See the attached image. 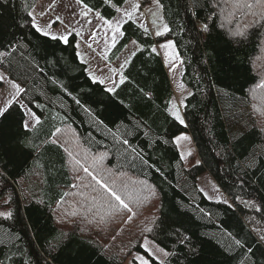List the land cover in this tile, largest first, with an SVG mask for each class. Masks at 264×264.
<instances>
[{"label": "trees", "instance_id": "trees-1", "mask_svg": "<svg viewBox=\"0 0 264 264\" xmlns=\"http://www.w3.org/2000/svg\"><path fill=\"white\" fill-rule=\"evenodd\" d=\"M38 1L0 0V51L9 45L16 49L0 58V69L26 89L23 103L41 118L40 125L25 131L22 110L13 102L0 117V213L11 214L0 215V264H124L134 252L145 255L144 238L169 252L164 264H241L252 253L257 264H264L258 239L264 234V210H255L264 209V110L257 107L264 92L256 89L264 79V40L237 43L212 20L210 32H203L200 26L215 0H160L170 31L158 37L132 20L121 25L106 59L114 62L130 41L139 49L122 70L125 82L110 96L104 84L88 75L75 34L64 43L36 31L29 13ZM124 2L82 0L107 20L116 15L113 6ZM161 38L173 43L182 63L181 83L191 92L181 108L183 124L169 111L173 90L168 69L153 51ZM238 100L248 105L249 125L234 128L229 116ZM93 117L113 132L125 125L134 129L128 139L148 161L130 168L120 152L109 156L113 168L157 192L141 193L130 223L123 214L104 220L87 216L77 203L80 196L66 219L55 214L73 177L67 154L50 134L67 127L85 148L95 150L99 142L111 147L112 137ZM182 133L191 137L196 151L186 161L176 144ZM203 173L212 177L227 204L208 199L198 188ZM228 233L242 240L245 249L226 250ZM184 236L189 239L182 243Z\"/></svg>", "mask_w": 264, "mask_h": 264}, {"label": "snow or ice", "instance_id": "snow-or-ice-1", "mask_svg": "<svg viewBox=\"0 0 264 264\" xmlns=\"http://www.w3.org/2000/svg\"><path fill=\"white\" fill-rule=\"evenodd\" d=\"M77 2L82 3V0H77ZM108 2L109 0H105V3ZM153 2L159 7L160 0H153ZM4 3H7V0H4ZM140 7L141 5L139 3H135L131 11H124V18L131 20L133 14L138 11ZM216 9H219V11H216ZM90 12H92V9L88 8L83 15L86 17ZM29 15L33 16V27L37 32H40L44 36H50L52 40H62L64 43L68 42V37L66 35H51L35 23L33 13H29ZM153 15H156V13H153ZM95 17L98 21H102L103 24L111 29L113 33L112 46H115L116 33L120 32V22L105 20L99 13H95ZM208 20H212L213 24H216V26L223 30L226 36L237 43L253 37L264 40V0H215L214 6L210 8V16L200 26L201 30L205 33L211 30ZM88 23L91 24V21H88ZM155 23L156 21L153 20V24ZM161 27L163 31L158 29L155 33L157 36H161L170 31L167 24H162ZM144 31L148 32L149 29L145 27ZM92 39L95 40V36H93ZM88 47L91 48L92 45L89 44ZM163 47L169 49L172 48L173 45L168 43ZM9 49L11 50L9 51ZM15 51L16 49L9 45L8 48L0 51V58H7ZM153 51H156V49L154 48ZM0 63H3V59H0ZM128 63L129 61L125 59L118 67L110 69V72L114 74V76L108 77L111 86L105 84L103 80H97L94 75L90 78L97 84H105L103 90L110 96H114L117 85L125 82L126 77L121 69ZM3 80L4 76L0 75V82ZM53 83L56 84L58 82L54 80ZM14 87L16 93L21 94L16 96L13 104L18 105L22 110V128L25 131L35 129L40 125L41 118L28 105L23 103V95L26 94V89L15 82ZM61 87L64 86L61 85ZM256 89L264 92V79H261L257 83ZM253 91L255 92V90ZM65 92L71 95L66 88ZM261 99L264 100V96H262ZM75 103L79 105L81 102L79 99H76ZM10 107L11 105L0 107V117L4 116V114L9 111ZM173 108L175 109L173 113L174 118L183 124L184 121L181 118L178 107L173 105ZM85 111L92 115V110L90 108H86ZM93 118L96 126L100 128L102 132L106 129L107 135L112 137L114 143L111 147L104 142H99L95 145V150L93 147L85 148L74 133L68 135L62 132L60 128H56L55 131L50 134L52 143L62 146L67 154L68 162L74 177L71 187L80 190L74 193V195H78L82 198L77 201V203L80 208L83 209L84 213H86L87 216H100L101 220H104L105 217L115 219L123 214L125 222L130 223L135 216L133 206L140 202L141 193L146 190L150 196H156L157 192L155 188L148 187L144 181L133 179L127 172L123 171L122 168H113L109 156L113 150L120 152L121 158L130 168H135L138 163L147 164L148 161L145 160L140 150L132 146V142L128 139L129 136L133 135L134 129L129 130L125 125L123 127H117V130L113 132L111 128H107L103 120L95 119V117ZM105 139H107V136H105ZM181 139H187V137H181ZM106 161L108 162L106 163ZM64 195L67 196V193ZM209 198L211 199V197ZM63 202L64 201H60V203ZM222 202L225 204L228 203L227 200H223ZM244 203L247 207L255 208L254 203L251 201H245ZM231 206L232 205L229 204V207ZM255 210L262 211L264 209L256 208ZM101 212H103V215H101ZM0 215H5V218H7L11 214L0 213ZM73 215H75V213H73ZM147 230L151 231V229ZM227 235L231 237V239L226 245V250L232 251L235 248L245 249V243L242 240L232 236L231 233ZM188 239L187 236H184L181 242L183 243ZM258 239L260 243L264 245V234H260ZM144 251V256L133 258V264H154L156 260H160V264H164L162 258L169 256V252L160 247H156L155 250H153L145 245ZM246 252L252 253L251 247H248ZM253 256L254 253L248 256L246 261H242L241 264H257Z\"/></svg>", "mask_w": 264, "mask_h": 264}, {"label": "rangeland", "instance_id": "rangeland-1", "mask_svg": "<svg viewBox=\"0 0 264 264\" xmlns=\"http://www.w3.org/2000/svg\"><path fill=\"white\" fill-rule=\"evenodd\" d=\"M130 1L125 6L119 8L117 15L113 19L108 20V21L110 22L119 21L121 24V22H123L124 20H128L124 18L123 16L124 11L125 10L131 11L132 6L135 3H139L141 7L138 11H136L133 14L131 20L137 23L143 29L147 27L149 29V32L153 36H157L155 33L158 29L160 31H163L161 25L165 24V22L162 18L160 4L158 7L153 2V0H133V2L132 1L130 2ZM64 9H65V12L62 13L61 17L62 18L65 17L66 21L68 22L67 23L61 22L60 28L58 27V29H56L54 25V21L49 19L46 22H43L44 31L49 32L51 35H57V36H63L67 34L66 32L67 26L73 24L69 21L73 20L74 18L71 17V15H69L68 8L64 7ZM153 13H156V15H153ZM153 20L156 21L155 24H153ZM38 24L42 25L41 22ZM92 25H94L95 27L89 28V30L87 31H86V28L85 29L84 27L82 28V34L80 38L77 39V44H76L77 54L80 60L86 64L87 73L90 77L94 75L97 80H103L105 84H107L108 86H111L110 81L108 80V77L114 76V74L110 72V69L118 67L120 64L124 62L125 59L129 61L131 57L134 55V53L139 49V45L135 41H130L127 44V46L124 48L122 53L119 55V57L114 62L110 63V61L105 59V56H108V54L110 53L113 47L112 46L113 33L110 28H108L105 24H103L102 21H98L97 23L93 22ZM80 27H81V23H78V28ZM120 33L121 31L119 33H116L115 42L117 41ZM163 35H161V37ZM93 36H95V40L92 39ZM168 43H171L173 45L171 40L161 38V40L155 42L154 48L156 49L155 52L162 59L164 66L168 69V76H169L170 83L172 80L175 86L174 91H173V99L170 103L169 111L174 116L173 113L175 109L173 108V105H176L179 109L181 118L183 119L181 108H182L185 98L188 97L191 92L188 88L183 86V83H181L182 63L175 50L174 45L172 48H169V49H165L163 47L165 44H168ZM89 44L92 45L91 48L88 47ZM0 75L4 76V80L1 82V85H0V107H3V106H6L7 104H10V102H13L19 93H16L15 87H14V81L8 78L4 70L0 69ZM171 87L173 90V86ZM257 107L258 109L262 107V109L264 110V100L260 99L257 102ZM232 108L236 109V110H232V113H230V116H229L230 118H232L231 121L234 122L233 123L234 128H237L239 127V125H242V124L249 125V117H250L249 115L250 114H249L247 103L243 100H238L237 107L235 106ZM263 122H264V115H263ZM62 132H65L68 135L73 134L72 130H70L67 127L63 128ZM181 137H187V139H181ZM176 144L181 153L183 161H186V159H188V157H190L191 155L196 154L195 147L192 143L191 137L187 133L180 134L176 138ZM197 161L198 159L196 157L194 163H196ZM68 165H69V162H68ZM69 168L71 171V175L73 177L70 165H69ZM198 188L204 193V195L208 199H210L209 197H211L210 200H214V201L228 200V198L223 194V192L220 190V188L217 186L215 181L212 179V177L208 173H203L199 176ZM78 191L80 190L75 189V188L69 189L68 196L64 200V202L56 206L55 214L58 216V218L66 219L65 214L69 211L70 207L74 206L76 197L78 196V195H74V193H77ZM145 245L152 248L153 250H155L156 247H160L149 238L143 239L142 241L143 248ZM139 256H144V255L138 252L132 253L131 256L126 260L124 264H133V258L139 257ZM166 258H162L163 261Z\"/></svg>", "mask_w": 264, "mask_h": 264}, {"label": "crops", "instance_id": "crops-1", "mask_svg": "<svg viewBox=\"0 0 264 264\" xmlns=\"http://www.w3.org/2000/svg\"><path fill=\"white\" fill-rule=\"evenodd\" d=\"M129 1L130 0H125V2L123 3V5L121 7L125 6ZM131 1L133 2V0H131ZM64 7L69 9V11H68L69 15H71V17L74 18L73 20L69 21L73 24L67 26L66 36L73 33L76 35V37L78 39V38H80V36L82 34V28L83 27H84V29L86 28V31H87V30H89V28L95 27L94 25H92L93 22H95V23L98 22V20L95 17V13H98V12L92 10V12L88 13V15L85 17L83 15V13H85L87 11L88 7H86L83 3H78L77 0H40L37 2V4L35 5V7L33 8L31 13H33V15L35 17V23L37 25H39L38 23H40V22L42 23V25H39L41 28L44 29L43 22H46L47 20L51 19L54 21V25H55L56 29H58V27L60 28L61 22H66V23L68 22V21H66L65 17H63V18L61 17L62 13L65 12ZM113 8L117 11L116 12V15H117L119 8H117L115 6H113ZM32 18H33V16H32ZM57 18H59V19H57ZM105 20H107V19H105ZM88 21H91V24H89ZM125 21L126 20L121 22L120 31H121V25ZM78 23H81L80 28H78ZM99 23H101V22H99ZM120 35H121V33H120ZM120 35H119V37H120ZM105 59H106V56H105ZM171 86H173V91H174V85L172 84V82H171ZM11 103L12 102H10V104ZM10 104H7V105H10Z\"/></svg>", "mask_w": 264, "mask_h": 264}]
</instances>
